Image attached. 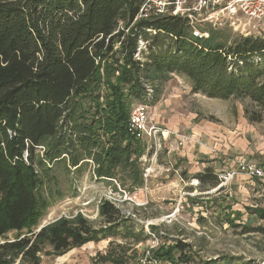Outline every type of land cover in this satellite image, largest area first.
<instances>
[{
    "label": "trees",
    "instance_id": "16d2710c",
    "mask_svg": "<svg viewBox=\"0 0 264 264\" xmlns=\"http://www.w3.org/2000/svg\"><path fill=\"white\" fill-rule=\"evenodd\" d=\"M140 5L0 0V264H41L43 255L116 236L123 215L108 199L98 205L108 223L99 228L82 212L43 225L51 203L41 188L57 181L54 166L81 171L89 162L97 178H123L124 171L133 184L144 182L139 158L146 146L127 129L132 104L143 97L141 75L167 81L177 72L194 92L264 105V66L249 61L264 55V37L229 38L211 28L199 38L180 16L135 19ZM140 35L148 41L143 63L134 58ZM205 170L196 178L216 187L219 174ZM251 209L264 220V208ZM154 255L174 264L193 258L182 240L161 244ZM99 258L125 263L110 251Z\"/></svg>",
    "mask_w": 264,
    "mask_h": 264
},
{
    "label": "rangeland",
    "instance_id": "374dc122",
    "mask_svg": "<svg viewBox=\"0 0 264 264\" xmlns=\"http://www.w3.org/2000/svg\"><path fill=\"white\" fill-rule=\"evenodd\" d=\"M217 30L229 38L264 37V17L242 18L234 26ZM249 61L264 66V55L253 54ZM151 82L156 87L149 108L151 119L175 134L161 141L157 155L149 139L142 143L146 146L139 158L142 184H133L124 171L123 178H97L89 162L81 171L74 167L68 171L64 164L54 166L52 175L57 181L41 188L51 203L42 224L82 212L99 228L108 224L99 215V201L112 197L123 215L116 236L88 242L57 257L43 255L41 264H112L99 258L108 251L121 255L123 264H141L152 243L176 240L192 248V260L181 264H264V220L251 209L264 208V185L239 175L216 189L202 186L195 176L196 160H206L217 174L234 168L238 159L264 165V105L246 96L216 98L194 92L188 77L177 72L167 81ZM176 133L190 134L191 139L180 144ZM251 226L250 232L244 231ZM15 234L11 231L8 237Z\"/></svg>",
    "mask_w": 264,
    "mask_h": 264
},
{
    "label": "built area",
    "instance_id": "2783aa9c",
    "mask_svg": "<svg viewBox=\"0 0 264 264\" xmlns=\"http://www.w3.org/2000/svg\"><path fill=\"white\" fill-rule=\"evenodd\" d=\"M139 9V14L135 19L169 14L186 18L193 34L200 38L208 36V31L202 27L203 25L220 29L225 26H234L242 18L254 20L263 18L264 0H141ZM148 31L155 33L153 29H148ZM138 39L134 58L143 63L146 59L147 50L145 49L148 48V41L142 35ZM140 83L143 85L144 92L142 102L132 104L127 129L130 136L141 144L149 139L151 146L154 147V154L157 155L159 147L163 144L161 141L175 134V131L157 125L151 119L149 108L155 101L156 87L144 75L140 76ZM176 135L180 144L191 139L190 134L176 133ZM239 175H245L249 180H258L264 185V165L251 160L238 159L234 168L219 173L220 183L216 188L230 184ZM110 201L114 204L112 197ZM149 233L153 234L150 231ZM159 246V243H152L144 253L141 264H162L161 260L154 255V250Z\"/></svg>",
    "mask_w": 264,
    "mask_h": 264
},
{
    "label": "crops",
    "instance_id": "0c3cea01",
    "mask_svg": "<svg viewBox=\"0 0 264 264\" xmlns=\"http://www.w3.org/2000/svg\"><path fill=\"white\" fill-rule=\"evenodd\" d=\"M176 125V124H175ZM173 126H174V124H173ZM170 127V126H169ZM171 129H173L172 127H171ZM195 132L197 133V132H199V129L198 128H195ZM199 133H201V132H199ZM196 163L198 164L197 166H198V170H196V171H198V173L199 172H203V170H201V169H204V167H205V169L207 168V167H210L209 165V163H207V161L206 160H204L203 162H201L200 163V161L199 160H196ZM202 165V166H201ZM211 168V167H210ZM212 170V169H211ZM213 172H215L214 170H212ZM216 173V172H215ZM205 186H207V185H205ZM207 187H210V186H207ZM216 189H218V188H216Z\"/></svg>",
    "mask_w": 264,
    "mask_h": 264
},
{
    "label": "water",
    "instance_id": "95a60500",
    "mask_svg": "<svg viewBox=\"0 0 264 264\" xmlns=\"http://www.w3.org/2000/svg\"><path fill=\"white\" fill-rule=\"evenodd\" d=\"M43 225H44V224H43ZM43 225H42V226H43ZM42 226H41V227H42ZM41 227H40V228H41ZM40 228H39V229H40Z\"/></svg>",
    "mask_w": 264,
    "mask_h": 264
}]
</instances>
